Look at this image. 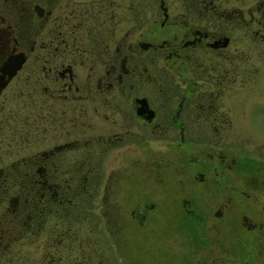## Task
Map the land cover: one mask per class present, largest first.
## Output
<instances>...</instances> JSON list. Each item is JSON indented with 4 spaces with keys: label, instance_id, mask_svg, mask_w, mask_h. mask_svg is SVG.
Returning a JSON list of instances; mask_svg holds the SVG:
<instances>
[{
    "label": "flooded vegetation",
    "instance_id": "obj_1",
    "mask_svg": "<svg viewBox=\"0 0 264 264\" xmlns=\"http://www.w3.org/2000/svg\"><path fill=\"white\" fill-rule=\"evenodd\" d=\"M246 90H264V0H0V264H112L169 244L176 207L203 230L165 171L192 147L204 171L178 196L199 185L223 217ZM262 211L240 215L256 249Z\"/></svg>",
    "mask_w": 264,
    "mask_h": 264
},
{
    "label": "rangeland",
    "instance_id": "obj_2",
    "mask_svg": "<svg viewBox=\"0 0 264 264\" xmlns=\"http://www.w3.org/2000/svg\"><path fill=\"white\" fill-rule=\"evenodd\" d=\"M246 92L247 90L244 95L247 94ZM247 95L262 98L250 99L252 102L245 103V115L240 116V127L237 133L239 146L235 150L238 156L235 171L239 173V182L236 185L239 188V194L234 195L230 210H226L223 217H214L212 214L217 207V201L222 197L201 190L199 185L193 186L195 190H184L188 194L178 196V192H181L179 188L182 186V180H178L181 177L180 173L192 176L199 171H204L199 160H195L202 149L192 147L190 148L191 159H186L192 162L187 161L185 166L179 163L170 164L172 168H167L165 171L175 172L176 203L179 204L182 197L194 201L197 205L196 213L204 218L202 224L205 228L188 230L190 221L176 207L173 240L166 237L169 244L156 242L155 237L147 234L151 238L148 242L135 240L133 248L130 247L132 249L129 255L121 259L112 258V264H264V248L256 249L253 246L254 238L240 222L241 213L262 211L257 204L253 203V200L246 201L243 197L245 195H241L242 191L245 194L260 193L261 200H264V90L260 92L250 90ZM242 123L248 126L242 127ZM225 197L223 196V199ZM145 232L147 233V230Z\"/></svg>",
    "mask_w": 264,
    "mask_h": 264
},
{
    "label": "water",
    "instance_id": "obj_3",
    "mask_svg": "<svg viewBox=\"0 0 264 264\" xmlns=\"http://www.w3.org/2000/svg\"><path fill=\"white\" fill-rule=\"evenodd\" d=\"M20 62L21 60L17 58L15 60L14 59L10 60L9 63L5 65V67L3 68V71L8 73L9 75H12L15 72V70L19 67Z\"/></svg>",
    "mask_w": 264,
    "mask_h": 264
}]
</instances>
